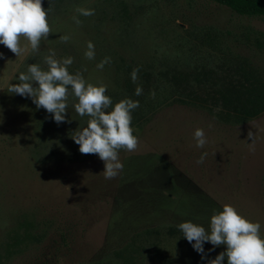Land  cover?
Segmentation results:
<instances>
[{
  "label": "rangeland",
  "instance_id": "obj_1",
  "mask_svg": "<svg viewBox=\"0 0 264 264\" xmlns=\"http://www.w3.org/2000/svg\"><path fill=\"white\" fill-rule=\"evenodd\" d=\"M42 4L52 32L38 51L24 37L19 57L0 44V264H207L178 225L209 229L225 204L259 222L264 237V112L232 118L234 105L264 90V19L208 0ZM50 50L57 60L73 58L71 74L107 85L106 111L139 101L132 111L139 143L118 151L123 169L115 178L105 179V162L81 154L72 138L90 117L76 112L71 90L60 124L30 97L8 92L30 64L47 70ZM212 248L205 242L208 259L226 245Z\"/></svg>",
  "mask_w": 264,
  "mask_h": 264
},
{
  "label": "clouds",
  "instance_id": "obj_2",
  "mask_svg": "<svg viewBox=\"0 0 264 264\" xmlns=\"http://www.w3.org/2000/svg\"><path fill=\"white\" fill-rule=\"evenodd\" d=\"M77 12L84 16L94 15L93 9L77 8ZM76 23L80 24L81 21L76 19ZM51 32L48 10L43 7L42 0H0V44L17 57L24 50L20 43L21 37L27 39L33 51H38L41 40L47 39ZM59 38L62 42L69 40L67 35ZM87 49L86 58L94 59V44L89 42ZM55 55V51L50 50V54L45 57L47 70H43L37 63L30 64L26 73L19 74V83L12 84L8 92L30 97L37 109L43 108L53 114L55 122L60 124L66 120L71 90L78 98L76 112L81 117H90L87 127L72 138L79 145L81 154H98L105 162V179L115 178L123 169L118 151H134L139 143L132 127V111L139 107V101L122 99L111 111H106L112 105V99L105 94L107 85L87 82L79 72L71 74L68 66L73 63V58L57 60ZM108 62V58H105L97 67L103 69ZM137 73L138 69H134L131 74L134 83L138 78ZM142 91V87L137 86L135 94L139 96ZM249 136L253 137V134L249 132ZM194 138L199 148L207 143L203 129H196ZM206 155L203 154L197 163H203ZM178 228L201 254V258L207 260V264H224L225 258L227 264H264L261 224L242 215L233 205L225 204L222 211L214 213L209 229L192 221L181 222ZM205 242H210L213 246L209 251L221 245H226V250L221 251L214 259H208L204 249Z\"/></svg>",
  "mask_w": 264,
  "mask_h": 264
},
{
  "label": "trees",
  "instance_id": "obj_3",
  "mask_svg": "<svg viewBox=\"0 0 264 264\" xmlns=\"http://www.w3.org/2000/svg\"><path fill=\"white\" fill-rule=\"evenodd\" d=\"M208 1L226 7L233 13L242 17L264 19V0ZM228 90L234 92H241V90L232 87ZM247 92L249 93L250 91ZM254 93L256 96H246V98L243 101H240L238 105H234V113L232 114L233 119L238 122H242L248 120L252 116L259 115L264 112V90H259Z\"/></svg>",
  "mask_w": 264,
  "mask_h": 264
}]
</instances>
